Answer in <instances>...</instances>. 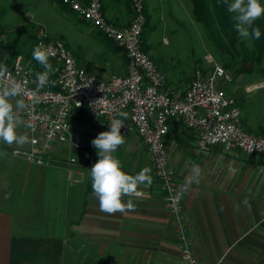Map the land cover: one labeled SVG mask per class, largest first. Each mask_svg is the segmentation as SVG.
Here are the masks:
<instances>
[{
	"label": "crops",
	"instance_id": "obj_1",
	"mask_svg": "<svg viewBox=\"0 0 264 264\" xmlns=\"http://www.w3.org/2000/svg\"><path fill=\"white\" fill-rule=\"evenodd\" d=\"M100 1L110 23L119 27L130 23L126 0ZM186 3L194 17L192 0ZM95 33L102 42L105 64L95 69L90 64L80 66L101 78L124 74L127 60L123 52ZM21 42L17 48L26 52L30 45ZM155 48L148 47L149 56L155 57L168 84L183 93L191 72L173 68ZM13 51L1 56L0 64L9 67L21 56L28 69L25 55L13 57ZM257 91L250 92V100L245 98L243 116L252 133L264 135V100ZM16 99L12 103L19 121L17 132L28 136L22 110L15 109ZM73 126L81 150L56 152L49 165L29 163L14 154L17 145L0 142V264H186L175 218L164 204L142 140L129 132L113 155L127 174L150 168L152 184L140 185L136 194L122 198L133 201L134 211L109 215L99 210L90 177V168L99 158L91 141L107 127L91 117L79 124L73 118ZM163 145L175 178L188 186L181 214L199 264H264V155L225 151L220 146L200 151L195 133L177 119L171 122ZM27 148L28 143L18 150ZM70 157L76 162L70 163Z\"/></svg>",
	"mask_w": 264,
	"mask_h": 264
},
{
	"label": "built area",
	"instance_id": "obj_2",
	"mask_svg": "<svg viewBox=\"0 0 264 264\" xmlns=\"http://www.w3.org/2000/svg\"><path fill=\"white\" fill-rule=\"evenodd\" d=\"M80 19L89 21L106 39L123 51L127 68L124 74L101 78L78 65L62 39L35 33V48L42 45L55 63L56 76L41 84L17 56L7 67L6 79L18 82L22 92L17 97L26 107L22 121L29 137L28 148L14 150L16 155L36 165L54 162L53 154L82 148L73 126L77 109L91 118L101 119L109 130L112 120L125 124L122 135L134 131L146 146L152 174L163 193L166 208L174 216L178 244L186 264H199L192 248L189 228L181 214V200L188 186L177 180L168 165L163 137L173 120H180L196 135V147L205 151L220 146L244 154L264 155V135L248 131L241 123V110L235 99L221 89L232 81L231 73L206 55V66L196 68L182 93L174 90L166 75L142 49L141 35L146 25L144 0H128L131 21L116 26L104 16L100 0H61ZM0 33V43L6 42ZM55 85V88L52 87ZM264 87V80L246 87L247 92ZM127 113V119L119 113ZM76 162L75 157L68 159Z\"/></svg>",
	"mask_w": 264,
	"mask_h": 264
},
{
	"label": "rangeland",
	"instance_id": "obj_3",
	"mask_svg": "<svg viewBox=\"0 0 264 264\" xmlns=\"http://www.w3.org/2000/svg\"><path fill=\"white\" fill-rule=\"evenodd\" d=\"M208 5L214 24L206 28L200 22L193 24L195 15L192 17L188 12L186 0H168L167 3L146 0L145 50L149 54L148 47H156L154 52L157 50L173 68L184 67L190 71V80L196 68L206 66V55H211L221 65L229 64L225 67L232 81L223 83L221 89L235 99L243 115L245 98H252L246 87L264 80V56L258 58L254 39H242L236 30L230 33L231 29L227 30L230 33L227 36L215 19L218 16L216 1L209 0ZM231 15L234 20L235 14ZM82 20L68 7L61 9L49 0H0V28L18 41L17 46L20 47L19 40L25 46L31 45L35 33L41 29L51 37L62 39L79 65L90 64L95 69L105 64L102 42L95 28ZM235 23L234 20V28ZM243 60L253 64V68L239 71ZM257 90L264 100V87Z\"/></svg>",
	"mask_w": 264,
	"mask_h": 264
},
{
	"label": "clouds",
	"instance_id": "obj_4",
	"mask_svg": "<svg viewBox=\"0 0 264 264\" xmlns=\"http://www.w3.org/2000/svg\"><path fill=\"white\" fill-rule=\"evenodd\" d=\"M227 10L235 14V30L242 39H260V28L254 25L255 21L264 16V4L261 0H232ZM48 57L49 53L42 45L37 46L33 51L32 58L46 70L43 74L37 73V79L41 84L54 72ZM7 72V66L0 64V142L9 146L15 144L18 151L20 147L29 143L26 134L17 132L19 121L12 103V100L21 94L22 85L18 82L9 83L6 79ZM25 107L23 100L16 99L17 111ZM119 115L127 119V113L121 112ZM124 126L122 120L114 119L109 130L100 132L91 141L99 157L90 168L91 188L99 201V210L109 215L134 211L133 201L129 199L124 202L122 198L136 194L140 185L149 187L152 184L150 168L145 167L135 175L127 174L123 171L120 160L113 155L118 147L125 143L124 135L121 133Z\"/></svg>",
	"mask_w": 264,
	"mask_h": 264
},
{
	"label": "trees",
	"instance_id": "obj_5",
	"mask_svg": "<svg viewBox=\"0 0 264 264\" xmlns=\"http://www.w3.org/2000/svg\"><path fill=\"white\" fill-rule=\"evenodd\" d=\"M49 1L56 3L59 7H61V9L67 8V6L65 4H63L61 0H49ZM83 1L86 2L87 0H83ZM126 1H127L128 7H129L128 0H126ZM215 1H216L217 5H218V11H217L218 12V16L215 19L218 21L219 26L221 27V29H223V31H225V34L227 36H229L230 33L234 34L235 33L234 20L232 18L231 13H229L228 10H227V7H228V4H229L230 0H215ZM208 2H209V0H192L193 12H194V15H195V20L197 22H200L206 28L210 27L211 23L214 24V20L212 19V14L209 11ZM261 2H264V0H261ZM144 4H145V13H146V25H145V28H144V30L142 32V35H141V39H142L141 45H142V49L147 53V51L145 50V41H146V37H147V34H148V29H147L148 16H147V9H146L145 0H144ZM101 7H102V4H101ZM103 14H104V12H103ZM82 21L92 25L87 20H82ZM254 26H258L260 28V31H261L260 39L259 40L254 39L255 40V45H256V48H257V51H258V58H261L262 56H264V16H262L257 21H255V25ZM229 29H231L229 31L230 33L227 31ZM0 33L5 34L6 37H7V34L5 33V31L2 28H0ZM99 35L101 36L102 39L111 41L109 39L104 38L100 33H99ZM117 48L121 49L119 46H117ZM34 49H35V35H34V38H33V42L31 43V45L29 46V49L26 52H23L22 50L17 48V45H13L11 43V40H9L7 38L6 42H1L0 43V59H1V56H5L6 54L10 53L12 50H14L13 53H12L13 57H16L18 54L23 53L25 55V58H27V61L30 63V65H28V69L30 70V72L34 76H37V73L43 74L46 70L44 69V67L42 65H40L37 61H35L32 58ZM49 63L52 65V67L54 69V72L48 75L49 78L52 80V83H53V81L55 79V76H56L55 63L52 60H50V59H49ZM222 66L224 68H226L225 66H229V64H225V66L224 65H222ZM204 67L205 66L200 67V68L203 69ZM238 70L239 71H242V70L243 71H249V70L244 69L242 67L240 69H238ZM52 87L55 88V85L52 84ZM75 112L76 113H75L74 119L76 120L77 124H79L80 121L86 120L87 118H89V116H87L82 109H77ZM241 123L248 131L253 132V131H251L250 128H247L246 122H245V116H243L242 113H241Z\"/></svg>",
	"mask_w": 264,
	"mask_h": 264
},
{
	"label": "water",
	"instance_id": "obj_6",
	"mask_svg": "<svg viewBox=\"0 0 264 264\" xmlns=\"http://www.w3.org/2000/svg\"><path fill=\"white\" fill-rule=\"evenodd\" d=\"M242 68L251 70L253 68V64L247 63L245 60L242 61Z\"/></svg>",
	"mask_w": 264,
	"mask_h": 264
}]
</instances>
